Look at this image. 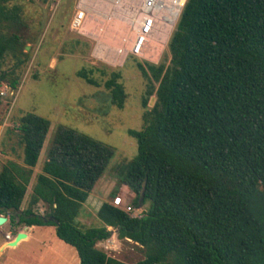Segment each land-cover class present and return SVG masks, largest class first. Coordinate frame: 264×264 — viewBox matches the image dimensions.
<instances>
[{
  "label": "trees",
  "instance_id": "1",
  "mask_svg": "<svg viewBox=\"0 0 264 264\" xmlns=\"http://www.w3.org/2000/svg\"><path fill=\"white\" fill-rule=\"evenodd\" d=\"M25 26L22 5L0 0V88L20 85ZM9 56L16 62L6 69ZM137 66L147 80L144 127L130 131L138 153L116 170L134 204L149 209L135 216L105 201L103 225L82 228L77 218L115 150L63 126L23 208L51 127L29 112L16 126L21 162L8 159L0 171V215L12 226L54 225L79 264H131L97 246L110 226L142 246L136 264H264V0H188L162 61ZM119 69L105 85L123 108ZM96 70L107 74L97 66L79 75L98 85Z\"/></svg>",
  "mask_w": 264,
  "mask_h": 264
},
{
  "label": "rangeland",
  "instance_id": "2",
  "mask_svg": "<svg viewBox=\"0 0 264 264\" xmlns=\"http://www.w3.org/2000/svg\"><path fill=\"white\" fill-rule=\"evenodd\" d=\"M75 1L15 0L23 7L26 26L22 32L29 60L19 69L21 82L17 89H6L5 85L0 88V171L8 159L21 162L23 150L18 142L16 126L22 116L29 112L49 119L51 127L39 163L34 169L23 208L27 206L37 174L42 170L51 141L60 126L76 129L112 146L115 154L110 165L77 218L79 225L86 229L103 225L99 209L103 202H113L117 195L122 196L124 205L132 206V215H143L149 209V202L139 206L134 204L136 194L129 186L119 184L116 170L138 153V140L130 135V131H140L144 127L143 114L146 108L143 97L147 80L137 66L139 59L131 57L119 69L127 93L125 106L119 108L111 103L105 82L113 68L93 63L91 44L71 29ZM167 51L168 48L160 62ZM15 62V58L9 56L5 68L12 67ZM97 66L107 71V74H101L98 70L91 73L99 82L98 85L79 75L80 71H89ZM118 185L120 189L114 197L112 192ZM36 210L44 213L46 208L39 204ZM11 226L8 224L5 230L0 231V243L8 230L13 235L20 229L31 231L24 225ZM109 230L113 231L111 237L98 242L99 248L131 264L145 257L141 245L119 238L118 230L114 227L110 226ZM8 247L5 245L0 249V264L80 262L77 251L58 238L54 225L38 227L33 231L32 239L16 248Z\"/></svg>",
  "mask_w": 264,
  "mask_h": 264
},
{
  "label": "built area",
  "instance_id": "3",
  "mask_svg": "<svg viewBox=\"0 0 264 264\" xmlns=\"http://www.w3.org/2000/svg\"><path fill=\"white\" fill-rule=\"evenodd\" d=\"M187 2L76 0L70 27L91 44L93 63L121 68L131 57L159 63ZM113 202L129 212L133 210L131 205H124L120 195ZM10 237L11 234H7V238Z\"/></svg>",
  "mask_w": 264,
  "mask_h": 264
},
{
  "label": "crops",
  "instance_id": "4",
  "mask_svg": "<svg viewBox=\"0 0 264 264\" xmlns=\"http://www.w3.org/2000/svg\"><path fill=\"white\" fill-rule=\"evenodd\" d=\"M8 224H11V222H10V218L8 217V220L4 223V224H2V225H0V231H3V230H5L6 229V225L8 226ZM12 225V224H11ZM11 227H13V226H11ZM38 227H46V226H36V225H33V226H26V229H28V228H30L31 229V231H25V232H27V234H28V237L26 238V239H24V240H22L20 243H19V245L18 246H20L22 243H24L25 241H28V240H30V239H32V236H33V231L36 229V228H38ZM14 229V228H13ZM20 232H24V229L22 230V229H20V230H18L17 232H16V234L15 235H13L12 234V232H11V230H8V231H6L5 233H4V240L0 243V249L2 248V247H4L5 245H7V243L8 242H10V241H12L13 239H15V237L18 235V233H20ZM7 234H11V237L10 238H7ZM59 238V237H58ZM60 239V238H59ZM61 240V239H60ZM64 242V241H63ZM17 246V247H18ZM10 247V246H9ZM8 247V248H9ZM12 248H16V247H12ZM7 249V248H6ZM1 256V255H0ZM80 260V259H79ZM80 263V262H79Z\"/></svg>",
  "mask_w": 264,
  "mask_h": 264
},
{
  "label": "water",
  "instance_id": "5",
  "mask_svg": "<svg viewBox=\"0 0 264 264\" xmlns=\"http://www.w3.org/2000/svg\"><path fill=\"white\" fill-rule=\"evenodd\" d=\"M157 97L153 96L150 100V105L153 106L156 102ZM143 198V197H142ZM8 220V216L0 215V225L4 224ZM28 237L27 232H20L12 241L8 242L7 245L10 247H17L19 243Z\"/></svg>",
  "mask_w": 264,
  "mask_h": 264
}]
</instances>
